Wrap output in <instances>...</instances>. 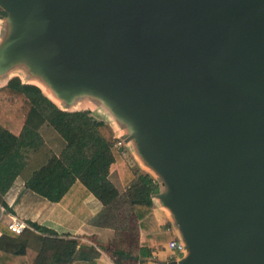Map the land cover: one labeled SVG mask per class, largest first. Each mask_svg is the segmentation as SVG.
<instances>
[{"label":"water","instance_id":"1","mask_svg":"<svg viewBox=\"0 0 264 264\" xmlns=\"http://www.w3.org/2000/svg\"><path fill=\"white\" fill-rule=\"evenodd\" d=\"M2 1L22 21L4 62L141 126L192 250L173 264H264V0Z\"/></svg>","mask_w":264,"mask_h":264},{"label":"trees","instance_id":"2","mask_svg":"<svg viewBox=\"0 0 264 264\" xmlns=\"http://www.w3.org/2000/svg\"><path fill=\"white\" fill-rule=\"evenodd\" d=\"M118 141L92 111H64L18 77L0 88V216L2 209L16 215L9 197L22 179L37 201L73 204L78 226L113 230L106 245L93 247L32 220L22 234L0 221V232L16 241L0 246V264H99L102 252L114 264H142L152 258L151 245L177 239L154 214L158 182L128 164ZM89 197L103 207L97 215L85 208Z\"/></svg>","mask_w":264,"mask_h":264},{"label":"crops","instance_id":"3","mask_svg":"<svg viewBox=\"0 0 264 264\" xmlns=\"http://www.w3.org/2000/svg\"><path fill=\"white\" fill-rule=\"evenodd\" d=\"M0 19H5L7 21L9 18H0ZM10 20H8V22L10 23V29H11L12 23ZM3 46L4 45L2 44V47H0L1 49L0 51V88L6 86L8 82L12 78H14V76L17 77L18 75H22L23 77H28V76L33 77L34 74H37V75H40L42 82H43L39 85L43 93L62 110L64 111L90 110L98 118L105 121L110 127H112L111 126L112 122H114V120H117V113L112 112L110 108H108L106 99L103 98V96H101V94H99L95 90H85V91L74 93L76 95L80 94V95H83V97H87L91 99V104L87 108H80L81 110L76 109V108L72 110V108L75 107V103H72L69 101L70 96L64 94V92L54 82H52V80L44 73V71L35 65L31 54L21 53L13 61H11L10 63H6L3 61L2 59L3 56L1 55L3 51ZM24 62H28V64L30 65V68L27 69V64H25ZM26 70H27V74H26ZM23 72H25V75L23 74ZM30 81L32 82L34 80L31 79ZM75 97H79V96H75ZM76 99H79V98H76ZM113 132H114V136L120 140L121 133L119 131L115 132L114 130ZM136 139L138 142L139 140L137 137ZM137 147H138V144H137ZM125 149H126V146H125ZM136 163L139 166L138 171L142 173L150 174V170H148L149 166L146 165L145 161H143L141 156L136 160ZM24 185L25 183L22 179H19L16 182V188L15 190L12 191L15 194L10 195L9 204L10 202H16V201H17L16 203H18L19 206L21 207L22 205H24V203L50 204L48 203V201H37V198L34 197L33 193L26 190ZM50 205H52L54 208L57 207V210L59 209V211L58 212L55 211L51 213V215L48 216L47 218L48 220L47 224H44V225H47L49 228L55 229L62 234L67 233V232H72L74 235L78 236L81 246L97 247L98 245H106L107 242L109 241L110 235L113 233L112 229L95 227L88 222L82 223L81 225L78 226L79 222L74 216V214L72 213L73 204L66 202V203H52ZM84 205H85V208L93 215H97L103 208L102 205L93 197H89L84 202ZM156 209L157 208L155 207L154 198H153V210H154V214L156 216V219L159 225H165L167 223L171 225L172 221H170L168 218L166 219L165 214L160 211L158 213ZM15 213L16 215H12L11 213H5L4 209H2L0 221L4 223L6 226H8V224L12 222L15 218L23 220L22 218L17 216L18 213L16 211ZM158 215L160 217L162 216L163 219H161ZM34 222H37V221H34ZM170 231L174 233L176 238L179 237V233L174 228V226L170 227ZM9 242H16V241L14 238L4 237V235L0 232V246L3 247ZM167 244L168 243H165V245L163 246V250L159 248V245H162L160 243H154L153 245H151V248H153V253H152L153 260L155 262H158L156 264H166V261L169 256L172 257V255H176V253L171 252L167 248ZM35 255H36V252L34 250L32 249L29 250L28 258L30 261L34 259ZM173 262L174 261H171L170 264H173ZM99 264H114V261H112V259H110L105 253L102 252V256L100 258ZM142 264H155V263H152L150 260H147Z\"/></svg>","mask_w":264,"mask_h":264},{"label":"rangeland","instance_id":"4","mask_svg":"<svg viewBox=\"0 0 264 264\" xmlns=\"http://www.w3.org/2000/svg\"><path fill=\"white\" fill-rule=\"evenodd\" d=\"M0 5H1L2 9L8 10L10 12V17L8 20L11 19L10 21L12 23L11 29L9 28V30H8L7 39L5 40V43H3V45L6 44V46H7V43L9 42L8 39L10 40L11 37L14 35V32L22 27V21L14 12L11 11V9L9 7V3H7L6 1H2V2H0ZM7 21L5 19H0V24L2 23V26L0 25V40H2V35L5 32L3 22H7ZM0 51H1V49H0ZM24 63L27 64V69L30 68V65L28 64V62H24ZM23 74L25 75V72H23ZM26 74H27V70H26ZM17 77L20 78V80L25 84H30V85L40 87L39 85L41 83H43L40 75H37V74H34L33 77L32 76L23 77L22 75H18ZM31 79H33L34 81L31 82L30 81ZM75 96H79V97H75ZM81 96L83 97V95H80V94L79 95L71 94V96L69 97V101L72 103H75V107H73L72 110L74 108L80 109V108H87L90 106L91 99H89L87 97L82 98ZM76 98H79V99H76ZM106 102H107L108 108H110V110L112 112L117 113V120H114V122H112L111 128L115 132L119 131L121 133V140L123 141V144H125L124 146H126L127 155L125 158H126L128 164L134 170L138 171L139 166L137 165L136 160L139 158V156H137V154L133 153L132 148H134L135 145L137 147L138 142H137L136 137L143 130H142L141 126H138V123L135 121L134 117H132V115L129 112H125L124 114H121L113 107L112 101L107 99ZM47 141H48L49 145L51 144V146H53L54 148H57L56 147V145H57L56 139H53V137H49V139L47 138ZM137 148L139 149V147H137ZM56 150L58 151V149H56ZM139 152H140V150H139ZM141 157H142L143 161H145L146 165L149 166L148 170H150V174H152L154 176L155 180L159 184L160 191L158 194L153 196L154 204H155V207L157 208L156 209L157 212L159 213V211H160V212L164 213L165 218L166 219L168 218L170 221H172L171 226L172 227L174 226V228L179 233V237H177V239L184 240L185 239L184 233H183L182 228L180 227V225L177 221L174 207L172 206V204L167 199L168 194L172 190H174V186L169 182V180L167 178H165L164 173L162 171H160L152 163V161H150V159H148L147 157H144L143 153L141 154ZM150 167H151V169H150ZM13 194H15V193H13ZM11 197H13V196H11ZM16 202H10V205H11L12 209H14L18 213L17 216L22 218L26 223L28 222V220H33V221H37L41 224H47L48 216H50L51 213H53L55 211L56 212L59 211V209L57 210V207L54 208L52 205H50V204H52L51 202H48L50 204L24 203V205H22V207L19 206V204ZM5 213H9V212H5ZM160 218L163 219L162 216ZM164 245H165V243H163L162 245H159V248H161L163 250ZM191 254H192V250L189 248L184 253L172 255V257L169 256L167 261H166V264H170L171 261H176V260L181 261V260L189 257ZM176 257H177V259H176ZM148 260H150L152 263H155V264L158 263V262H155L153 260V257L148 259Z\"/></svg>","mask_w":264,"mask_h":264},{"label":"built area","instance_id":"5","mask_svg":"<svg viewBox=\"0 0 264 264\" xmlns=\"http://www.w3.org/2000/svg\"><path fill=\"white\" fill-rule=\"evenodd\" d=\"M117 145L125 149V146L121 139L118 141ZM126 155L127 153L125 149L123 151V156L126 157ZM8 227L12 232H15L16 234H22L24 230L28 228L29 226L25 221L15 218L12 222L8 224ZM167 248L171 252H174L176 254H181L187 251L186 243L184 242V240H181V239H175V240L168 242Z\"/></svg>","mask_w":264,"mask_h":264},{"label":"bare ground","instance_id":"6","mask_svg":"<svg viewBox=\"0 0 264 264\" xmlns=\"http://www.w3.org/2000/svg\"><path fill=\"white\" fill-rule=\"evenodd\" d=\"M4 24V33L2 35V40L0 42V47H2V44L3 42H5L6 38H7V35H8V30L10 28V23L7 21V22H3ZM2 26V23L0 24ZM133 150V153L137 154V156H141V153L139 152V149H137L136 145L134 146V148H132Z\"/></svg>","mask_w":264,"mask_h":264}]
</instances>
